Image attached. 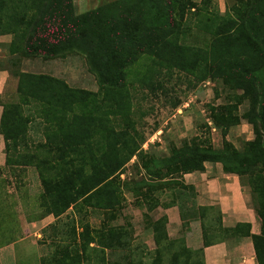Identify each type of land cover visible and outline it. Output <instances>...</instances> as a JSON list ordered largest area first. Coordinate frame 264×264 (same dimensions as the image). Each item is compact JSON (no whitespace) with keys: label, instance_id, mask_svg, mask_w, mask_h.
I'll return each mask as SVG.
<instances>
[{"label":"rangeland","instance_id":"374dc122","mask_svg":"<svg viewBox=\"0 0 264 264\" xmlns=\"http://www.w3.org/2000/svg\"><path fill=\"white\" fill-rule=\"evenodd\" d=\"M115 1L131 8L134 19L116 18L123 9L117 5L101 10V18L89 20V29L97 31L100 39V49L92 57L77 48L26 57L22 53L25 40L14 37L13 27L7 26L19 23L11 13H17L21 0H0V5L4 3L0 28H8L0 29V35L12 36L10 55L1 59V65L15 81L6 106L12 111L18 104L24 118L31 116L22 124L25 140L14 157L26 164L15 162L0 170V247H7L4 250L12 254L3 260L4 251L0 250V264H202L200 248L187 244L188 228L183 226L173 225L168 230L163 224L157 228L160 243L156 251L153 222L162 215L168 217L162 207L181 184L173 180L179 182L175 187L162 186L159 179L167 170L164 165L170 163L163 159L187 142L221 148L226 139L243 152L246 142L256 135L259 143L264 140L260 105L264 103V0H71L75 14ZM180 4L184 6L182 16ZM166 9L172 10L173 18ZM112 16L118 23L110 32L106 18ZM172 20L177 24L176 34L172 33ZM232 22L243 23V28L225 34ZM243 55L249 59V68L231 72L220 66L217 73H226L215 74L213 60ZM22 71L58 78L64 84L57 87L61 97L65 85L73 88L72 120L77 119L72 127L62 104L56 103L54 108L47 104L40 117L32 113V104L21 103L18 80ZM247 72L261 80L256 88L241 75ZM129 136L139 144L143 156H133L115 173L116 205L98 208L79 202L58 216L47 214L52 220L37 239L39 247L21 257V242L12 244L26 234V230L20 234V229L43 213L40 169L47 175L77 170L98 150L112 155L115 141ZM63 149L66 155L61 158ZM257 156L261 153L257 155L255 150L242 155L244 166L253 171L243 176V183L252 203L259 206L264 204V193L251 190L252 176L259 188L264 186V160ZM31 160L39 161V166ZM191 195L180 189L179 199L190 201ZM158 202L161 207L154 208ZM194 212L197 210L188 212L187 217L196 215ZM205 213L216 229L217 209ZM223 234L210 239H220ZM13 246L18 249L14 251Z\"/></svg>","mask_w":264,"mask_h":264},{"label":"trees","instance_id":"16d2710c","mask_svg":"<svg viewBox=\"0 0 264 264\" xmlns=\"http://www.w3.org/2000/svg\"><path fill=\"white\" fill-rule=\"evenodd\" d=\"M3 5L4 3H1L0 9L3 8ZM22 5L25 6L23 7ZM117 5L123 9L120 13L118 12L116 18L119 17L121 20L125 21H131L134 19L131 8H127L125 6L123 7L119 2L109 3L104 7H97L82 14H75L72 9L71 0H21L20 6L17 8V13H11L12 19L16 22L19 21V23L16 26H12V24L11 26H7L9 28L13 27L12 32L14 33V37L25 40L22 53L26 57L33 54L56 55L58 53H62L63 51H70L76 48L84 51L92 57L93 54H96V52L100 49L98 45L100 44V39L96 38V34L98 33L97 31L92 32L89 29V20L91 22V19L96 20L99 17L101 18V10L109 11ZM32 7L33 10H31ZM166 11L168 12L169 17L173 18L170 13L172 10L166 9ZM179 11L182 16L184 14V6L182 4L179 6ZM113 17L114 16L106 18V21L109 23L108 29H110V32L118 23L113 20ZM230 25L231 28L228 29L225 34L239 32L243 28V23H233ZM233 25L235 26L233 27ZM171 27L173 29L172 33L176 34L177 24L174 20H172ZM7 29L8 28H2L1 30L4 31ZM111 36L114 35L111 33ZM15 39L16 38H14L13 42ZM110 40L112 41V38H110ZM213 61L215 63L213 67L216 68V75H223L226 73V70H221L217 73V69H219L220 66L225 67L224 69H230L231 72H234L236 68H249V59L246 55L238 57L223 56L219 58L217 62L215 60ZM124 66H120V68H124ZM241 75L244 76L247 83L251 84L252 87L254 86V88L261 83V80L250 72ZM59 84L63 83H61V81L54 76L45 73L22 71L19 74L18 80V92L22 97L21 103L28 105L32 104V106L35 107L32 113L36 112L40 117H43V110L47 104H50L51 107L54 108L56 103H59L64 107L65 114L71 118H69L70 120H72L74 117L72 116V107L74 101H76L74 90L68 85H65L66 93L64 96L62 95L63 97H61L57 94V87ZM260 105L262 106L261 118L264 122V103L260 102ZM18 106V104H14L12 106V111H9V107L5 105L0 122V132L3 133L6 142V166H12L15 162H18L17 164L22 166L26 164L25 160L20 162L21 160L17 161L14 157L17 147L25 140L26 127H22V124L25 125V120L31 116L29 115L27 118H24L22 113L20 114ZM54 113L55 112H53V114ZM224 117L225 116L223 115L222 119H224ZM76 119L77 117L69 122V127H72V125L76 122ZM214 119L217 120L216 115L214 116ZM221 126L227 127L228 125L223 124ZM117 136L121 137L119 134H117ZM262 145H264V140L259 143L257 135L252 140L246 142V148L243 152H240L237 147L226 139L223 140L221 148H215L211 145L204 148L196 142L184 143L179 150H174L172 155L163 159L165 163H170L164 165L167 170L161 174L159 181H162V186L171 184L174 187L176 186V183L178 184L179 182H172L173 180L181 181V184H178L179 186H177L180 189H184L186 192L192 193V188L182 181L181 177L183 173L194 170H202L204 168L205 161H219L223 164L225 171L237 173L240 175L243 182V176L245 174H250L253 171L251 168L248 169L244 166L245 160L242 155L247 153V151L249 152V150H255L257 155L258 153H261V156H257L256 159L260 161L264 160V156L262 155ZM113 147L112 155L101 150H98L96 153H92L89 155V160H85L84 166L77 170H57L55 173L52 172V174L54 173L53 175H47L44 170L40 169L39 173L41 176V184L44 189L40 197V205L43 208V213L42 215L39 214L37 216L42 217L47 214H54L55 216H58L79 202L98 208H113L116 205V188L114 186L115 173L119 171L128 161H130L133 156H143L142 150H139V144L136 143L135 139L130 136L124 139H118V141H115ZM64 149L59 154L61 158L66 155V151ZM18 157H20V154ZM35 157L38 156L31 155V158ZM145 161L147 163V160ZM30 163L38 166L40 164L37 160H31ZM87 164H89V168H87ZM159 168L160 167H158V170ZM1 169L3 168L0 167V170ZM158 172L161 173V171ZM176 173H180L177 178L172 179L165 177L167 174L173 175ZM252 183V193L256 191V193H264V186L259 188V183L257 182L255 176H252ZM157 187L161 186L157 184ZM178 187H175L176 189L174 188V195L172 196L171 201L164 207H170L177 203V194L180 192V189H177ZM157 206H159V202L153 205L154 208ZM188 207L191 206L188 205ZM255 207L262 221L261 233L253 234L250 232L249 225H247L246 229H243L241 224H237L232 228H222L219 224L216 229H213V225H211L208 220L210 233L205 230V223H202L204 227L203 243L205 245L208 244L211 241V237L217 238L220 234L218 230L231 232L235 235L251 236L255 247L257 261L259 264H264V204L260 203L259 206L255 205ZM78 208L79 207H77V209ZM210 208L215 207H199L194 210H201L200 216H203L205 211ZM179 209L182 226L188 228L190 219H197L198 214L194 212L196 215L187 217V213L194 210L186 211L183 206H179ZM167 222L168 217L166 215L160 216L153 222V229L156 233L155 243L157 244V252L159 251L158 244L160 243V240L156 231L157 228L163 224L166 225ZM168 235L164 233L166 239H169ZM199 250L202 254V249ZM202 264H204L203 257Z\"/></svg>","mask_w":264,"mask_h":264},{"label":"crops","instance_id":"0c3cea01","mask_svg":"<svg viewBox=\"0 0 264 264\" xmlns=\"http://www.w3.org/2000/svg\"><path fill=\"white\" fill-rule=\"evenodd\" d=\"M12 36L8 34L0 35V122L4 112L9 94L15 86V81L8 68L1 65V59L10 55ZM6 142L3 133L0 132V167H6ZM182 181L192 188L193 192L190 201H182L177 194V203L170 207H162L168 215L167 229L171 226H182L179 206L184 207L186 211L198 209L199 207L214 206L217 209L218 221L216 225L222 228H232L241 224L243 229L249 225L250 232L253 234L261 233L262 221L255 204L250 200V196L245 188L242 178L235 172L224 170V166L219 161H205L202 170H194L183 173ZM192 204V205H191ZM191 206V207H188ZM161 207V206H159ZM195 211V210H194ZM201 210H198V218L190 219L189 227L186 231V240L189 246L202 249L204 264H259L256 258L255 247L251 236L235 235L231 232H223L224 236L218 240H211L208 244L203 243L204 227L210 233L208 220L205 213L200 216ZM50 219V220H48ZM157 219V218H156ZM52 220L50 216H34L30 222L20 229V234L26 230L21 239L12 245L20 243V256L29 252L33 247H39L37 241L39 235L45 226ZM18 221V220H17ZM20 228V226L18 225ZM170 235V233L168 232ZM28 240L32 244L26 243ZM7 247H0L2 259H8L12 256L6 252ZM5 249V250H4ZM18 247L13 250L16 251ZM23 259V258H20ZM14 262L17 260L14 259ZM18 264V263H17Z\"/></svg>","mask_w":264,"mask_h":264}]
</instances>
